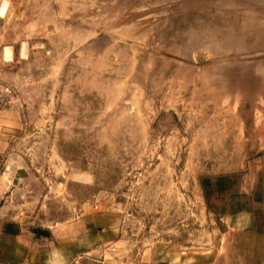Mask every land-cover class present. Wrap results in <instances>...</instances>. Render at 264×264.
I'll return each mask as SVG.
<instances>
[{"label": "rangeland", "instance_id": "rangeland-1", "mask_svg": "<svg viewBox=\"0 0 264 264\" xmlns=\"http://www.w3.org/2000/svg\"><path fill=\"white\" fill-rule=\"evenodd\" d=\"M227 1L0 0L1 25L39 56L40 95L23 104L47 128L24 166L42 168L56 222L76 214L75 197L84 216L120 218L118 239L71 264H163L171 246L189 264L214 247L202 179L264 153L229 127L242 103L264 107V0ZM11 87L0 107L17 103Z\"/></svg>", "mask_w": 264, "mask_h": 264}, {"label": "crops", "instance_id": "crops-1", "mask_svg": "<svg viewBox=\"0 0 264 264\" xmlns=\"http://www.w3.org/2000/svg\"><path fill=\"white\" fill-rule=\"evenodd\" d=\"M8 33L0 22V78L16 87L19 97L17 103L0 107V152L7 160L0 173V264H71L96 252L108 239L112 243L118 239L120 218L92 209L91 216H84L83 197L71 199L74 216L64 222L53 218L49 187L37 186L42 168L24 166L25 160H37L32 148L41 143L42 129L47 128L43 119L30 115L40 107L23 104L40 95L34 74L38 50L30 40ZM237 115L229 127L234 133L239 129L232 136L240 139L233 142L264 143V107L254 104L249 111L242 103ZM20 145L29 148L21 150ZM21 168L24 176L13 183ZM201 185L204 202L214 210L220 228L214 231V247L193 254L189 264H264V153L242 156L231 168L208 173ZM172 248L164 251L163 264H178L182 257Z\"/></svg>", "mask_w": 264, "mask_h": 264}, {"label": "bare ground", "instance_id": "bare-ground-1", "mask_svg": "<svg viewBox=\"0 0 264 264\" xmlns=\"http://www.w3.org/2000/svg\"><path fill=\"white\" fill-rule=\"evenodd\" d=\"M147 1H148V0H147ZM229 1H230V0H229ZM229 1H227V2H229ZM254 1L259 2V1H262V0H254ZM129 2H131V0H129ZM249 2H251V1H249ZM120 3H121V2H120ZM126 3H127V2H126ZM133 3H134V2H133ZM145 3H146V2H144V4H145ZM147 3H148V2H147ZM150 3H151V2H150ZM230 3L233 4L232 1H230ZM230 3H229V4H230ZM122 4H123V3H122ZM122 4H121V5H122ZM124 4H125V2H124ZM130 4H131V3H130ZM231 4H230V5H231ZM234 4H235V3H234ZM135 5H137V4H135ZM139 5H142V4H139ZM240 5H242V4H240ZM244 5H246V4H244ZM117 6H118V5H117ZM238 6H239V5H238ZM119 7H120V4H119ZM134 7H135V6H134ZM136 7H137V6H136ZM139 7H140V6H139ZM139 7H137V8H139ZM143 7H144V6H143ZM156 7H157V6H156ZM159 7H160V5H159ZM217 7H218V6H217ZM117 8H118V7H117ZM117 8H116V10L119 9V8H118V9H117ZM137 8H136V9H137ZM157 8H158V7H157ZM238 8H239V7H238ZM241 8H245V9H247L248 7H247V6H246V7L243 6V7H241ZM252 8H253V7H252ZM4 9H5V3L3 2V3L1 4V7H0V12H1V13L4 12ZM140 9H141V7L138 9V11H137L138 13H139L140 11L142 12V9H141V10H140ZM148 9H149V8H148ZM236 9H237V8H235V9H233V8H232V9L228 8V9H226L224 12H225V13H234V12L236 11ZM129 10H130V9H129ZM139 10H140V11H139ZM145 10H146V9H145ZM150 10H152V9H150ZM154 10H155V9H153V11H154ZM156 10H158V9H156ZM249 10H252V9L249 8ZM135 11H136V10H135ZM143 11H144V10H143ZM146 11H147V10H146ZM238 11H239V9H238ZM246 11H248V9H247ZM131 12H132V11H131ZM133 12H134V11H133ZM137 12H135V13H137ZM141 12H140V13H141ZM151 12H152V11H151ZM241 12H242V11H241ZM243 12H244V10H243ZM258 12H259V10H258ZM129 13H130V12H129ZM143 13L145 14V11H144ZM147 13H150L149 10H148V12H146V14H147ZM246 13H247V12H246ZM133 14H134V13H133ZM141 14H142V13H141ZM229 30H230V28H228V31H229ZM237 42H238L237 39H236L235 37H233V36H232V37H226L224 40H222V42H221L222 45H221V46H222V47H223V46H224V47H225V46L228 47V46H232L233 44H235V43H237Z\"/></svg>", "mask_w": 264, "mask_h": 264}, {"label": "built area", "instance_id": "built-area-1", "mask_svg": "<svg viewBox=\"0 0 264 264\" xmlns=\"http://www.w3.org/2000/svg\"><path fill=\"white\" fill-rule=\"evenodd\" d=\"M13 93L11 85L0 79V106L10 103L11 95ZM4 161V155L0 152V169Z\"/></svg>", "mask_w": 264, "mask_h": 264}, {"label": "water", "instance_id": "water-1", "mask_svg": "<svg viewBox=\"0 0 264 264\" xmlns=\"http://www.w3.org/2000/svg\"><path fill=\"white\" fill-rule=\"evenodd\" d=\"M6 162H7V160L5 159V161H4V166H3V168H2V171L6 168ZM2 171H1V172H2ZM24 174H25L24 170H23L22 168L19 169L18 172H17V174H16V176H15L16 179L13 180V183H17V179H18V177H23Z\"/></svg>", "mask_w": 264, "mask_h": 264}]
</instances>
